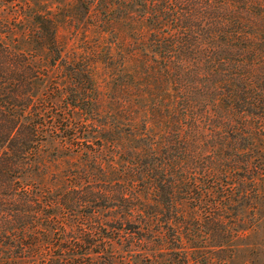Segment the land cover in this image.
I'll list each match as a JSON object with an SVG mask.
<instances>
[{"label": "trees", "instance_id": "1", "mask_svg": "<svg viewBox=\"0 0 264 264\" xmlns=\"http://www.w3.org/2000/svg\"><path fill=\"white\" fill-rule=\"evenodd\" d=\"M7 1L0 0V264H109L107 224L92 213L116 205L100 190L95 198L88 182L57 189L62 178L48 171L60 157L56 146L81 141L126 152L121 200L147 230L159 191L174 218L182 196L196 191L194 175L186 178L195 155L185 152L205 151L207 120L220 127L208 152L221 154L207 158L204 193L213 195L219 181L218 196L235 197L236 152L254 149L252 127L239 121L264 120V0H74L53 12ZM67 25L78 49L59 45ZM98 64L111 79L109 123L94 85ZM157 137H169V148H157ZM85 149L89 162L72 179L94 176L97 156ZM159 149L176 154L161 158ZM259 166L264 171V160Z\"/></svg>", "mask_w": 264, "mask_h": 264}, {"label": "rangeland", "instance_id": "2", "mask_svg": "<svg viewBox=\"0 0 264 264\" xmlns=\"http://www.w3.org/2000/svg\"><path fill=\"white\" fill-rule=\"evenodd\" d=\"M18 1L29 4L37 2L43 6L45 12L57 11L65 3H75L74 0H8L5 6H11ZM70 32L71 27L69 25L59 30V45L68 43L70 48L78 49L80 47L78 39L75 44L69 43L72 39ZM36 54L40 55L42 60L49 59L41 52ZM43 65L47 64L43 63ZM106 72L105 68L98 64L93 79L98 90L99 106L103 110L101 114L104 117V113H107L106 122L109 123L112 122L110 116L113 114L115 103L112 100L111 79ZM58 75L59 78L63 77L61 70H54L53 76L58 78ZM61 81L62 79L58 80L59 83ZM101 121L102 119L99 122ZM239 122L244 127H252L251 143L254 144V149L253 152H244V147H241L240 152H236L239 155L235 165L239 169L237 172V184L239 186L234 188V191H238L235 197L231 199L219 197L218 192H220V187L223 184L219 181L215 182L217 189L213 195L207 197L204 193L208 184L204 176L207 158L214 157L216 160L217 155L221 154V152H208L210 145L216 143L213 134L210 132L212 130L216 132L220 127L212 129L207 120H204L200 126L206 132L205 140L201 141L202 146H206L205 151L185 152L186 156L188 154L195 155L192 159L195 163L188 161L186 178H192L191 176L194 175L196 191L191 192L188 189L187 196H182V200L179 202L183 206L180 211L178 210V215L181 216L176 218H174V213L168 205L170 202L166 199L164 192L159 191L155 204V220L150 222L148 231L142 229L144 228L141 221L143 219L142 214L140 216L137 213H130L131 215L128 216L125 203L121 200L120 190H124L125 187L124 175L120 170L124 168L123 164L127 158L126 152L116 151L112 145L105 146L102 152H97L96 144L81 146L84 144L81 141L73 146H56L58 153H54L60 157L53 164L48 165V171L62 178L61 181L57 182L56 187L59 190L69 188L70 184L83 186L88 182L93 186L95 198H98L97 190H100L105 196L107 194V198L116 205H111L110 208H95L92 213V218L100 219L107 224L101 226L105 228L106 232L103 235L104 246L108 251L105 263L264 264V176H262L264 171L261 170L263 167L259 166V163L264 160L262 157L264 154V120L247 118V120ZM258 129H260L259 133ZM165 132L171 131L164 130L160 134L167 135ZM169 140V137H157V148H169ZM85 148L92 149V152H89L88 149L90 156H97L91 163L94 176L88 181L80 178L72 179L81 171L83 164L89 162V159L87 161V158L83 156L87 152ZM48 149L52 150L53 147L49 146ZM161 152V149L157 151L161 158L176 154L173 151L164 152L166 155L162 156ZM246 156H249L247 157L248 161L245 159ZM187 159L189 160V157ZM161 168L163 169V167ZM241 168H247L248 173H245ZM73 171L75 174L72 176ZM231 176L228 175L229 179ZM189 183V179H187V185ZM65 198L66 196L63 200ZM79 210L84 212L85 209ZM78 214L83 215V213ZM94 258L96 257L92 256V259Z\"/></svg>", "mask_w": 264, "mask_h": 264}]
</instances>
